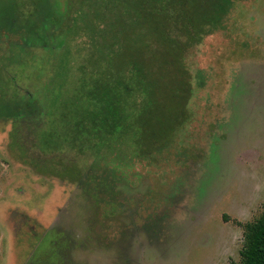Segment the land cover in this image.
I'll return each mask as SVG.
<instances>
[{"label": "rangeland", "instance_id": "rangeland-1", "mask_svg": "<svg viewBox=\"0 0 264 264\" xmlns=\"http://www.w3.org/2000/svg\"><path fill=\"white\" fill-rule=\"evenodd\" d=\"M150 1L181 41L182 12L200 31L226 10L183 54L187 123L152 107L145 132L113 140L74 133V104L91 69L139 56L141 38L158 47L163 16L143 22L140 0H0V264L240 263L264 212V0Z\"/></svg>", "mask_w": 264, "mask_h": 264}, {"label": "trees", "instance_id": "trees-1", "mask_svg": "<svg viewBox=\"0 0 264 264\" xmlns=\"http://www.w3.org/2000/svg\"><path fill=\"white\" fill-rule=\"evenodd\" d=\"M156 1L168 7L171 2L169 0ZM140 2V7L145 9L144 16L142 12L138 13L139 16L145 17L141 18L143 22L147 17L159 12L166 24L170 25V30L162 28L164 23L163 26H158L157 29H161L158 30L161 40L158 47H151L154 45L144 42L141 38L142 41L137 44L136 49L139 56L127 57L122 64L116 67L110 66L111 61H108L106 68L98 71L90 70L92 74H89L88 81H84L83 84L85 96L81 102L82 105L79 107L74 104L77 119L76 128H74L76 134L82 133L96 138H104V135H108L114 140L115 137L116 139L121 136L126 138L135 133L134 130L139 133L145 132L150 124L145 123L143 117L151 111L152 107L155 109L153 114L155 121L163 118L180 125L187 123L190 118L188 104L194 93V86L189 74L183 69V54L188 48L201 42L200 33L202 35V33L208 34L213 31L212 27L225 15L226 8L221 4L222 10L218 13V19L207 18L200 31L193 23H185V16L182 12L183 19L180 21L182 20L185 24V33L189 38L187 41H181L179 36L173 35L176 31H180V28L176 26L179 23L178 18L163 9L156 8L158 11L156 9L154 12L150 11L149 5L153 4L150 0H140ZM144 5H147L148 10ZM111 49L107 48L105 52L107 57L121 53V50L114 52ZM170 74L171 77H169ZM197 83L198 79L196 85ZM169 99L173 104L176 102L178 105L175 111L171 114L159 115L157 107L163 103L167 104ZM78 137L82 136L76 135V138ZM143 154L147 155V152ZM244 229L242 259L238 264H264V212L258 220L246 224Z\"/></svg>", "mask_w": 264, "mask_h": 264}]
</instances>
